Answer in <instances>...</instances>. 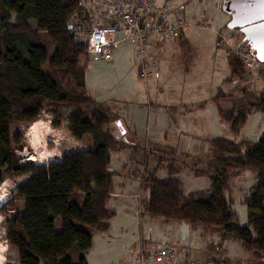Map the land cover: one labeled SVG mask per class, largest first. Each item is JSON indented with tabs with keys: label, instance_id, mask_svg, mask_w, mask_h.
I'll return each instance as SVG.
<instances>
[{
	"label": "trees",
	"instance_id": "1",
	"mask_svg": "<svg viewBox=\"0 0 264 264\" xmlns=\"http://www.w3.org/2000/svg\"><path fill=\"white\" fill-rule=\"evenodd\" d=\"M79 11V0H0V183L7 174H29L15 193L23 201L22 212L10 211L7 217L6 239L16 250V264H88L85 253L93 231L106 229L115 214L107 206L115 174L108 168L109 155L124 142L109 128L118 119L111 105L85 89L90 53L69 28ZM226 61L230 78L243 75L236 56ZM221 97L217 87L213 99ZM216 106L236 138H207L202 154L164 148L165 176L153 169L142 175L148 197L141 213L201 227L217 236L220 247L238 240L253 256L249 264H264V129L256 141L239 134L251 111L264 113V93L244 106ZM43 111L70 139L62 143L59 161L23 164L11 124L34 121ZM184 168L205 176L208 191H181ZM246 170L253 180L242 198L247 223L240 225L228 193L233 176ZM2 184L0 197L6 199L10 193ZM218 263L229 262L223 257Z\"/></svg>",
	"mask_w": 264,
	"mask_h": 264
},
{
	"label": "rangeland",
	"instance_id": "2",
	"mask_svg": "<svg viewBox=\"0 0 264 264\" xmlns=\"http://www.w3.org/2000/svg\"><path fill=\"white\" fill-rule=\"evenodd\" d=\"M12 17H15V14ZM228 20L229 14L221 9L216 14V19L211 24V27L224 31L233 41L235 39L237 41L241 40L242 33L238 29H229L225 26ZM185 37L187 38L184 43L179 45L180 41L185 39ZM178 39V44L177 41L174 42V45L162 41L159 43L155 42L149 49L148 56L150 58H158V68L157 74L149 77L146 81L138 77L137 59L134 45L131 41L122 42L113 48L111 60L107 61L100 56L90 55L85 68V87L87 86L95 92L96 96L93 97L110 104L111 107L126 100L141 101L143 103L147 98H152L156 95H158L160 100L180 102L184 100L179 98L182 96L181 93L177 92L176 97L170 96L169 91L171 88L178 87L183 91L184 86L188 83L196 85L198 82L203 83L205 81V88L209 89L212 87L209 94L213 95L218 86L226 101L224 104L229 106L233 103L242 106L247 105L249 101L256 99L260 93H264V77L261 71L264 65H260L259 69L248 68L240 61L245 68L243 75L230 78L226 60L232 54L218 56V53L222 52L220 50L221 46L217 43V36L210 27H193L183 33ZM87 94L89 93L87 92ZM154 94L156 95L153 96ZM211 99H213L212 96ZM53 121L54 117L43 111L34 121L27 123L12 122L11 138L15 147H17L16 153L19 155L21 163L46 166L61 159V145L70 137L65 129L55 126ZM220 121L223 123L222 127L224 128L222 135L236 138L228 132V124L222 120ZM263 123L264 113L261 110H253L248 114L246 121L240 128L239 134L252 138L259 133ZM88 144L86 139L84 145L89 146ZM29 157H32V159H29ZM187 170L188 168H185L184 171ZM157 172L159 177H163L166 174L164 167L157 169ZM189 173L191 172L189 171ZM28 178V173L7 174L1 182L3 183L1 189L8 191L10 195L0 208V264H16V250L6 239L8 230L7 217L11 213L10 211L22 212L23 201L15 193L17 188ZM238 179H241L238 183L240 186L236 189L230 188L232 191L231 199L234 201L233 210L237 214V221L240 225H244L247 223V213L243 205H241V200L249 192L250 185H248V182L253 180V175L249 171V174H242ZM130 212L135 217L136 211L133 208ZM141 221L142 226L146 228L143 225L144 220L142 219ZM175 222L177 221L169 220V223L165 224L167 229L160 231L161 239L157 241L159 245L172 242V236L174 235V226L172 225ZM95 231L98 230H94L93 233ZM130 232L135 235L138 233V220L136 217L134 227ZM207 234L209 236L212 235L208 231L199 235L204 242L208 240L202 235L210 238ZM116 238L113 237L112 241L115 242ZM176 243L182 246L178 241ZM217 243L212 244L206 254L207 264H219L218 262L223 257L229 262L228 264H245L246 262L249 264L250 260L253 259L251 253L238 240H235V242L228 240L223 246L221 245L222 247ZM125 245V242L117 243L115 246L107 243L102 250L107 248L106 254H108V257L105 254V258L102 261L109 264L118 260L119 257H123L122 252L125 250ZM224 249L227 251L226 254L223 253ZM196 256L201 260V257ZM202 263L206 264L204 261Z\"/></svg>",
	"mask_w": 264,
	"mask_h": 264
},
{
	"label": "crops",
	"instance_id": "3",
	"mask_svg": "<svg viewBox=\"0 0 264 264\" xmlns=\"http://www.w3.org/2000/svg\"><path fill=\"white\" fill-rule=\"evenodd\" d=\"M186 38L182 39L180 43L178 39L177 44L182 45ZM204 83L206 81L198 82L196 85L188 83L190 86L186 85L187 88H184L183 91L178 87L171 88L170 96L176 97L177 92L181 93L182 96L179 98L184 100L180 102L160 100L158 95L154 94L155 97L147 98L143 103L126 100L112 106V111L118 116L121 127L116 128L114 125H110L109 128L118 131L120 142H124L123 146L116 145L109 155L108 168L115 174L113 177L114 188L107 206L114 209L115 214L109 219L106 229L93 233L91 246L85 253L88 264H107L102 261L107 253V248L102 249L107 243H111L112 246L120 242L126 243L125 250L122 252L123 257L121 256L109 264H127L140 241H143L146 246H151L157 244L158 239H161L160 231L167 229L165 224H168L169 220L139 213L140 201L148 197V190L142 186L141 178L150 169H153L157 174V169L163 168L166 162L164 157L167 156L163 151L164 148L175 154L179 152L202 154L206 151L207 138L222 135L224 128L216 105L224 107L229 105L224 104L226 102L224 97H221L223 99L219 101L211 99L213 95H210L209 92L212 87L205 88ZM85 89L90 96H96L95 92L87 86ZM207 89L208 91H206ZM122 129L123 131L119 133ZM263 129L264 123L259 133L250 139L256 141ZM140 157H142L141 160ZM159 161L160 165L157 167ZM184 170L185 168L179 174L181 191L184 193L195 190L208 191V180L205 176L198 177L189 173L188 170ZM242 174H249V171L246 170L233 176L231 179L232 188L236 189L240 186L238 183L241 179L238 177ZM251 181L248 182V185L251 184ZM231 192L230 190L228 193L230 196ZM241 205L246 211V205L242 200ZM231 206L234 207V201ZM132 208L136 211L139 235L130 232L135 221L134 215L130 212ZM142 219L146 228L142 226ZM172 226H174V235L171 241H178L182 244L180 246L185 252L184 257L197 258L196 255H198L207 264L206 254L212 244L216 243L217 236L207 234L210 238H206L202 235L208 240L204 242L199 235L206 232L201 227L191 228L185 222H175ZM113 237H117L115 242L112 241ZM232 241L235 242V240ZM206 245L207 247H205ZM224 250L226 254L227 251ZM106 255L108 257V254Z\"/></svg>",
	"mask_w": 264,
	"mask_h": 264
},
{
	"label": "built area",
	"instance_id": "4",
	"mask_svg": "<svg viewBox=\"0 0 264 264\" xmlns=\"http://www.w3.org/2000/svg\"><path fill=\"white\" fill-rule=\"evenodd\" d=\"M79 5L80 11L71 16L70 22L75 39L85 44L90 55L107 61L112 59L113 48L131 41L137 74L144 81L157 74L158 58L148 56L154 43L174 45L196 26L210 27L215 32L222 51L218 56L232 54L248 68L259 69L263 64L243 35L241 40L233 41L224 31L211 27L221 10V0H79ZM142 204L141 200L139 213ZM152 245L140 241L127 264H203L198 258L184 257L183 247L176 242Z\"/></svg>",
	"mask_w": 264,
	"mask_h": 264
},
{
	"label": "water",
	"instance_id": "5",
	"mask_svg": "<svg viewBox=\"0 0 264 264\" xmlns=\"http://www.w3.org/2000/svg\"><path fill=\"white\" fill-rule=\"evenodd\" d=\"M221 9L229 14L226 27L238 29L252 45L256 58L264 64V2L262 0H221ZM70 28V26H69ZM111 125L121 127L119 119ZM113 131V130H112ZM123 131L120 130L119 133ZM119 139L118 131H113ZM7 201L0 197V208Z\"/></svg>",
	"mask_w": 264,
	"mask_h": 264
},
{
	"label": "bare ground",
	"instance_id": "6",
	"mask_svg": "<svg viewBox=\"0 0 264 264\" xmlns=\"http://www.w3.org/2000/svg\"><path fill=\"white\" fill-rule=\"evenodd\" d=\"M29 159H32V157H29ZM1 251V250H0Z\"/></svg>",
	"mask_w": 264,
	"mask_h": 264
},
{
	"label": "snow or ice",
	"instance_id": "7",
	"mask_svg": "<svg viewBox=\"0 0 264 264\" xmlns=\"http://www.w3.org/2000/svg\"><path fill=\"white\" fill-rule=\"evenodd\" d=\"M262 2H264V0H262ZM262 58H264V57H262Z\"/></svg>",
	"mask_w": 264,
	"mask_h": 264
}]
</instances>
